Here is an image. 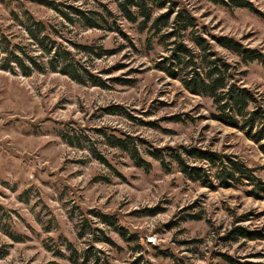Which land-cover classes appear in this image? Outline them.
<instances>
[{"label": "rangeland", "instance_id": "374dc122", "mask_svg": "<svg viewBox=\"0 0 264 264\" xmlns=\"http://www.w3.org/2000/svg\"><path fill=\"white\" fill-rule=\"evenodd\" d=\"M167 1L153 17L172 6L192 15L197 26L186 44L201 53L192 41L201 35L231 65L233 82L264 107V65L244 63L215 40L229 37L264 55V0H248L263 16L211 0ZM70 7L107 8L114 30L103 21L100 29L69 22L61 11L75 17ZM139 21L125 19L116 0H0V264H77L72 250L90 245L113 264L141 254L152 264H229L223 256L264 263V192L247 180L223 182L185 151L237 158L264 183V142L216 121L211 98L164 70L175 39L154 37ZM35 23L43 29L36 39ZM63 50L84 82L63 72L56 53ZM114 138L132 139L151 167H137ZM156 150L164 165L151 156ZM179 154L207 180L185 175ZM92 211L115 216L139 242L125 241ZM86 218L117 246L101 232L80 236ZM237 228L250 236L234 235Z\"/></svg>", "mask_w": 264, "mask_h": 264}, {"label": "trees", "instance_id": "16d2710c", "mask_svg": "<svg viewBox=\"0 0 264 264\" xmlns=\"http://www.w3.org/2000/svg\"><path fill=\"white\" fill-rule=\"evenodd\" d=\"M211 1L230 8L248 9L263 16L248 0ZM116 2L118 3L119 11L125 19L131 23H137L141 19V21H139V26L142 31L150 30L153 32L154 37L159 36V38L165 40L175 39L172 43L174 47L168 58L169 64L163 66L164 70L172 77L177 75L180 77L179 75L183 74L180 79L192 94L211 98L217 109V114L213 116L216 121L246 131L250 138L257 144L264 142V107L257 102L252 91L238 85L235 81L233 82L234 77L230 73L232 68L231 65L224 58H221L217 52L213 51L209 43H207L201 35H194L192 39L199 47L201 53H197L186 44L184 40L186 32L197 26L196 20L192 15L185 10L176 11V6H172L168 8L169 10L167 13L153 17V9L166 8L168 5L167 0H116ZM70 10L75 17L63 11H61V14L71 23L75 21L74 18H77V20L83 22L90 28L100 29L102 28L100 22L103 21L104 24L108 26L107 28L114 30L113 26L116 23V17L107 8H104L105 13L81 11L74 7H70ZM173 15V20H171ZM35 26L38 31L37 29L36 31L30 30V34L36 39L43 29H39V23H35ZM164 29H167L166 33H162ZM116 30L121 32L119 27ZM215 40L219 46L239 55L244 63L260 61L264 65V55L257 50L246 48L238 41L229 37H215ZM79 48L89 54L95 53L94 47L79 46ZM56 53L59 54L60 61L62 62L63 72L69 74L78 82H84L79 68L72 62L71 52L63 50L61 52L57 51ZM97 56L100 57L101 54H97ZM176 67L180 68H177L178 74L175 73ZM251 106H253V109H251ZM112 113H118V111L114 112L113 110ZM112 145L121 150L129 151L137 167H144L147 170L151 167L150 163L139 155L138 148L135 146L132 139L128 138V140H123L114 138ZM261 148L264 151V144L261 145ZM185 151H187L186 154L189 157L205 161L211 168H216V174L223 182H227L228 180L237 182L247 180L252 183L255 188L264 192V183L256 179L251 170L237 158L220 155L217 152L203 149ZM150 154L164 165L165 157L162 155L161 151L156 150ZM174 160L180 165L181 171L194 181L204 182L207 180L206 170L202 171L200 168L188 165L181 154L176 155ZM91 213H93L104 225L114 228L125 241L139 242L138 236L133 233L131 234L128 229L121 226L119 220L115 216L100 212L96 213L94 211ZM93 224L92 220L86 218L81 226L80 236L85 232L91 234L90 236L94 238H98L97 232H101L104 242L114 247L117 246L115 242L107 236L103 229L93 226ZM236 234L242 237L250 236V233L243 228H237L234 235ZM235 237L236 236L231 237L232 240H235ZM70 246L72 248V245ZM139 246L140 245H138V248L141 249ZM59 253L63 255L62 251H59ZM223 257L229 264H264L240 261L239 259H233L229 256ZM71 260L77 264H113L111 263L109 255L97 250L93 245H90L87 249H83V251H78L76 249L72 250ZM128 264L152 263L146 260L144 255L141 254Z\"/></svg>", "mask_w": 264, "mask_h": 264}]
</instances>
